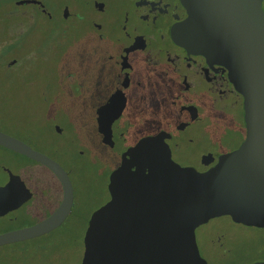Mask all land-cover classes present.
<instances>
[{"label":"flooded vegetation","instance_id":"1","mask_svg":"<svg viewBox=\"0 0 264 264\" xmlns=\"http://www.w3.org/2000/svg\"><path fill=\"white\" fill-rule=\"evenodd\" d=\"M4 2L0 4V49L5 51H0V65L7 69L0 71V108H5L0 118L8 110L14 117H20L17 103L30 111V104L23 99L27 95L23 93L31 91L30 83H23L21 78L35 74L32 81L37 82L35 91L47 126L59 135L64 133L61 122L68 121L73 126V135L64 133L57 146L48 150L35 148L59 163L69 177L72 203L66 216L73 213L70 171H76L77 166L73 162L65 166L60 161L56 155L59 147L67 150L73 141L90 139L89 161L98 160L93 154L96 143L116 157L105 170L104 202L109 197V172L118 165L121 153L140 137L161 133L171 159L197 171L213 165L219 155L242 140L245 133L242 97L228 79L227 68L218 53L209 45L206 51H197L175 37V25L187 14L181 0ZM22 3L26 7H21ZM260 5L264 11V0ZM99 120L103 123L109 120L107 141L101 140ZM0 130L28 144L27 131L21 134L1 123ZM188 151L197 156L194 162L182 158ZM77 153L81 150L77 149ZM34 161L55 177V200L27 221L16 222L15 211L33 210L23 205L37 194L0 164V220L5 223L0 232L44 217L61 199L62 186L57 177L44 164ZM12 220L16 224L11 226ZM195 242L199 255L208 264L196 239ZM215 245L222 246L220 242ZM234 253L231 250L214 258L229 261ZM259 260H264V248L247 264Z\"/></svg>","mask_w":264,"mask_h":264},{"label":"water","instance_id":"2","mask_svg":"<svg viewBox=\"0 0 264 264\" xmlns=\"http://www.w3.org/2000/svg\"><path fill=\"white\" fill-rule=\"evenodd\" d=\"M186 16L175 25L185 46L218 53L242 97L245 133L239 144L197 171L171 159L161 133L138 138L108 174L109 197L89 215L80 264H206L194 228L226 214L264 226V11L261 0H181ZM207 42V44H206ZM104 106H107L104 103ZM107 141L109 120L98 121ZM0 145L48 167L62 186L44 217L0 232V244L45 233L61 223L72 203L62 166L0 130ZM250 264H264V260Z\"/></svg>","mask_w":264,"mask_h":264},{"label":"rangeland","instance_id":"3","mask_svg":"<svg viewBox=\"0 0 264 264\" xmlns=\"http://www.w3.org/2000/svg\"><path fill=\"white\" fill-rule=\"evenodd\" d=\"M10 1V0H9ZM10 3V2H9ZM0 4H5L0 0ZM21 7H26L25 3ZM0 51H5L1 48ZM8 51L4 52L7 56ZM16 53V51L12 52ZM7 69L0 65V71ZM35 74H30L22 82L29 84L31 91L23 99L30 104V111L25 106H19L20 117L16 118L8 110L7 115L1 119V124L9 129L24 134L29 133L26 141L33 148L48 150L51 146L62 141L64 133L73 135L72 125L60 123L64 127L61 135L54 133L47 126L45 118L41 114L40 97L36 90V81H32ZM5 108H0V114ZM52 113L51 109L49 110ZM34 115V116H33ZM93 154L96 161H89L87 149L91 148L90 139L75 141L68 144V148L59 147L56 154L66 166L73 162L77 170L71 169L73 182V213L66 216L63 221L51 230L18 241L0 244V264H80L82 258V235L88 223L90 213L106 198V172L115 161L116 157L109 154L103 145L96 143ZM97 148V150H96ZM77 149L81 153H77ZM100 150V152L98 151ZM98 151V152H96ZM97 153H101L98 155ZM184 160L194 162L197 158L193 152L182 155ZM106 159V160H105ZM0 164L6 166L22 181L33 187L37 197L29 200L24 206H31L33 210L22 211L17 209L16 222H24L32 218L35 212L51 206L55 200V187L57 181L52 173L34 160L0 146ZM106 170V172H105ZM2 176L0 174V180ZM14 212V211H13ZM10 221L9 225L16 224ZM15 222V223H14ZM9 225H6L8 227ZM5 226L0 220V229ZM195 239L199 251L207 258L208 264H247L253 256H259L264 246V226L245 225L232 221L226 214L208 218L194 228ZM215 240V241H214ZM220 242L222 246H216ZM218 244V243H217ZM215 245V246H214ZM236 249H238L236 253ZM235 250V255L229 261L217 260L214 255ZM239 257L237 254H241Z\"/></svg>","mask_w":264,"mask_h":264}]
</instances>
